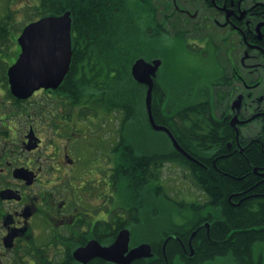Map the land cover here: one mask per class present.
<instances>
[{
  "label": "flooded vegetation",
  "instance_id": "af4514ba",
  "mask_svg": "<svg viewBox=\"0 0 264 264\" xmlns=\"http://www.w3.org/2000/svg\"><path fill=\"white\" fill-rule=\"evenodd\" d=\"M135 1L143 36L165 44L158 53L173 59L169 80L166 58L158 57V85L174 88L172 128L158 124L185 153L158 131L174 149L158 177V149L133 146L128 121L121 144L123 114L111 91L82 98V66L28 98L12 93L7 69V81L0 79V264L264 262V0ZM104 3L131 17L130 0ZM183 51L201 62L213 53L218 72L182 67ZM169 164L188 201L158 194ZM126 231L116 260L115 243ZM142 244L152 256L131 254ZM216 246L231 251L212 259Z\"/></svg>",
  "mask_w": 264,
  "mask_h": 264
},
{
  "label": "trees",
  "instance_id": "16d2710c",
  "mask_svg": "<svg viewBox=\"0 0 264 264\" xmlns=\"http://www.w3.org/2000/svg\"><path fill=\"white\" fill-rule=\"evenodd\" d=\"M106 0H38L35 5L26 4L21 9L15 10L8 6L5 13L0 15V69L3 67V80L7 81L6 72L10 65V58L16 56L11 52V44L15 31L22 30L28 23L47 15H61L66 11L72 12L73 18V57L70 74H77L78 67L82 66L80 73L82 77L81 91L82 98L92 96L89 92L95 89H104L107 95L111 91L113 107L116 112L123 114L121 125L122 143L124 144L125 123L129 129H145L150 132L152 129L148 121V112L145 103L147 86L137 82L131 73V67L138 57H145L148 60L156 57L166 58L163 53H150L148 46L150 42L143 36L146 32L138 16L132 12L133 2L130 0L131 17L120 18V10H110L104 3ZM23 9V10H22ZM23 12L21 21H16L17 14ZM21 26V27H20ZM17 29V30H16ZM148 31V30H147ZM153 36V35H152ZM156 39H152L155 41ZM13 55H12V54ZM147 56V57H146ZM75 80H77L75 78ZM79 80V79H78ZM104 84V87H95ZM98 83V84H97ZM76 90V89H75ZM108 92V93H107ZM174 88L172 85L161 88L158 85V77L155 80L153 92V115L158 123H165L171 126V98ZM94 96V93H93ZM153 130V129H152ZM139 131V130H138ZM158 132V131H156ZM137 136L130 137L131 144L137 145ZM148 138V136H147ZM148 145H152L148 140ZM169 142H159L158 149V177L162 166L174 158V153ZM154 148L155 146L152 145ZM163 150V151H161ZM147 177H149L150 162L155 156L146 157ZM228 166L236 168L234 161ZM212 186V185H211ZM167 193L164 187L158 186V194ZM162 195V194H161ZM169 195V194H164ZM170 196V195H169ZM168 196V197H169ZM170 199V198H168ZM261 217H259L260 219ZM176 248L171 243L167 245L166 253L173 259L176 255ZM210 258L225 256L231 248L214 247L210 250ZM163 261L164 254L159 250ZM246 256V250H244ZM244 261L240 264H246ZM255 264V263H250ZM256 264H264L261 260Z\"/></svg>",
  "mask_w": 264,
  "mask_h": 264
},
{
  "label": "water",
  "instance_id": "95a60500",
  "mask_svg": "<svg viewBox=\"0 0 264 264\" xmlns=\"http://www.w3.org/2000/svg\"><path fill=\"white\" fill-rule=\"evenodd\" d=\"M71 14V11H66L61 15L43 16L23 28L18 37L21 53L8 69L11 91L15 96L28 98L38 89L57 88L62 83L70 69L73 55ZM161 64L162 59L160 58L149 61L144 57H139L132 64L131 73L137 82L147 86L145 103L152 128L167 132L174 146L185 153L170 129L159 125L153 115L155 78ZM128 241V231L122 232L114 246L116 260L124 255L121 252L124 248L121 246L123 244L126 246ZM131 254L135 257L152 256L151 246L142 244Z\"/></svg>",
  "mask_w": 264,
  "mask_h": 264
},
{
  "label": "rangeland",
  "instance_id": "374dc122",
  "mask_svg": "<svg viewBox=\"0 0 264 264\" xmlns=\"http://www.w3.org/2000/svg\"><path fill=\"white\" fill-rule=\"evenodd\" d=\"M37 2H38V0H0V15L5 13V11L8 8V6H11L12 9L18 10V9H21L26 4L35 5ZM132 2H133V5H134L132 7V9H133L132 12L134 13L135 16L139 17L140 16L139 8L141 6L135 0H132ZM22 13L23 12H20V13L17 14L16 21H21V19L23 18V14ZM140 22H141V20H140ZM21 31L22 30L15 31L14 34L12 35L13 43L11 44V50H12L11 52L15 56H17V52H16L17 38H18L19 34L21 33ZM147 39H149L148 42H150V45L148 46V48H151L150 49V53L151 54L158 52V48H160L162 50V52H164L163 49L165 47H167L165 44L158 45V39H156L157 41H152L153 38L151 39V38L147 37ZM190 53H187V52L183 51V52L178 54V56H180V59L183 60V61H181V66L182 67H184V66L186 67V66H190V65L191 66L199 65L202 68V72H203L202 74H204L205 76H206V74L209 75V76H214L215 73L218 72V66H217V63H215V56L213 55V53H211V56L209 57V61L208 62H201V61H199L198 57H196L194 55V52H190ZM14 60L15 59L10 58L8 61H10V64H12ZM166 64L168 66V69H166V72H165V79L172 80L173 79V70H174L173 69L172 56H166ZM8 67H6V69H8ZM3 69H4L3 67L0 69V77H1L0 79L3 78ZM44 96H45L44 93H39L37 98H43ZM72 96L75 97V98L79 97V95H77V93L71 95V97ZM138 130L144 131L143 134H141V136H138ZM115 133L117 134V122H116V132ZM134 134H137V137H136V139H138L137 146H139L141 149L148 150L150 152L154 151L156 148L160 150L161 147L158 145V140H159L160 143H161V141L167 143V140H166V138H165V136L163 134L158 133V132H156V131H154L152 129H150V132H149V131H147L145 129H141L140 128V129L134 130L132 135H134ZM147 136H148V138H147ZM148 140L150 141V143L152 145L155 146V148L152 145H148V142H147ZM161 151H163V150H161ZM162 177H163L162 184L164 185V189L170 195L175 196L176 199L183 200L184 197L181 195V193L183 191L182 187H184V185L176 184L177 183L175 181L176 178L174 177V173H173V170H172V167H171L170 164L167 165L163 169ZM185 188H183V189H185ZM185 200L188 201L187 199H185ZM160 207L162 208V205H160ZM167 207H169V206H167ZM147 219H148V221L151 220L149 217ZM163 219L165 221V218H163ZM177 219H178V217H177ZM178 221H181V220L178 219ZM256 252H257V249H256ZM206 264H232V263L229 262V260H227V259H219V261H217V262H210V263H206Z\"/></svg>",
  "mask_w": 264,
  "mask_h": 264
}]
</instances>
